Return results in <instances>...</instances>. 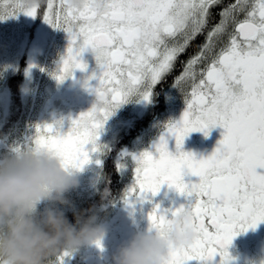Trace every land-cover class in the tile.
Segmentation results:
<instances>
[{
  "label": "snow or ice",
  "instance_id": "snow-or-ice-1",
  "mask_svg": "<svg viewBox=\"0 0 264 264\" xmlns=\"http://www.w3.org/2000/svg\"><path fill=\"white\" fill-rule=\"evenodd\" d=\"M221 3L80 0V7L73 8L68 0H61L59 10H53L52 0H48L44 22L65 31L69 39L62 67L57 68L63 74H52L53 78L62 82L75 70H86L82 54L90 49L100 71L98 76L96 72L88 76L83 86L99 97L103 107L93 105L81 113L71 121L67 133L60 131L59 122L38 125L30 147L52 153L66 166L81 170L90 163L91 153L106 149L97 141L114 109L131 97L150 102L155 86L172 71L192 41L208 29L212 10ZM24 7L25 15L38 16V2ZM218 15L219 21L207 31L205 42L177 78L178 83L192 81L181 120L166 126V133L175 137L177 154L168 151L161 135L155 145L158 157L149 151L133 156L134 183L124 193L125 203H134L143 201L147 193L155 195L167 184L192 198L187 206L161 212L157 204L148 213L149 227L159 231L183 211L192 216L196 239L187 248L170 250L166 264H212L216 256L219 264H230L227 249L233 238L264 222V174L257 172L264 168V0H233ZM9 17L13 16L0 20ZM225 36L226 43L216 52V42ZM92 80L98 83L93 86ZM217 126L224 129L222 139L207 158L197 159L181 151L190 133L207 136ZM123 167L117 163L118 170ZM185 170L199 177V182L185 183ZM68 255L59 257V264Z\"/></svg>",
  "mask_w": 264,
  "mask_h": 264
},
{
  "label": "flooded vegetation",
  "instance_id": "flooded-vegetation-1",
  "mask_svg": "<svg viewBox=\"0 0 264 264\" xmlns=\"http://www.w3.org/2000/svg\"><path fill=\"white\" fill-rule=\"evenodd\" d=\"M36 2L40 5L38 16L26 18L23 12L27 9L22 6L18 14L20 27L11 30L6 42L0 45V57L6 56L9 65L8 74L0 88L1 92L5 89L6 93L3 95L7 96L4 98L8 102L2 118L9 111L8 85L13 81L21 89L19 96L22 107L18 109V115L21 121L25 119L23 148L32 145L38 125L55 126L59 122L62 125L60 131L67 133L71 121L81 113L87 112L93 105L98 109L103 107L99 97L83 86L88 76L93 72L98 76L100 71L90 49L82 54V60L88 66L86 70H75L73 76L62 83L53 78L52 74H63L57 73V68L62 67L61 60L66 55L69 39L65 31L44 22L43 15L48 11V0H25L24 3ZM232 2L233 0H222L212 10L208 29L178 57L172 71L153 89L150 102H138L137 97H131L127 103L114 109L104 123L97 143L106 146V149L91 153L90 163L79 170V187L66 194L71 207H58L71 223L76 222L77 213L91 214L88 210H95L98 222L104 224L106 235L102 240V247L82 246L78 251L65 256L64 264H113L112 257L117 249L136 231L149 226L148 213L154 205L158 204L159 210L164 212L181 205L187 206L192 199L167 184L162 185L155 195L147 193L143 201L136 200L134 203L126 204L124 193L134 183L136 163L133 156L149 151L154 157H158L155 145L161 135L167 140L168 151L173 155L177 154L175 137L166 133V126L181 120L186 109L185 99L189 98L192 88L190 79L178 83L177 78L181 75L185 62L205 42L207 31L219 21L218 13ZM52 3L53 10H59L61 0H52ZM226 41L227 36L218 40L215 51L218 52ZM206 64L207 61L202 62L197 71ZM198 80L199 76L197 82ZM89 83L95 86L98 81L92 80ZM29 105L32 107L31 111L28 110ZM223 132L224 129L219 126L212 128L207 136L202 132H192L185 137L181 151L192 153L197 159L207 158L222 139ZM21 142L18 141L17 144ZM125 153L127 155H123ZM97 160L101 163L97 164ZM118 162L124 165L121 170L117 169ZM257 172L264 174V168H257ZM183 178L187 184L199 182V177L192 176L187 170ZM44 207L45 204L40 205L41 209ZM168 215L170 218V212ZM227 250L232 258L230 264H264V222L259 223L254 230L248 229L236 235ZM219 261L220 257L216 256L212 264H219ZM54 264H59V257L54 258ZM189 264L199 262L189 261Z\"/></svg>",
  "mask_w": 264,
  "mask_h": 264
},
{
  "label": "clouds",
  "instance_id": "clouds-1",
  "mask_svg": "<svg viewBox=\"0 0 264 264\" xmlns=\"http://www.w3.org/2000/svg\"><path fill=\"white\" fill-rule=\"evenodd\" d=\"M69 6L80 7V0H69ZM78 173L32 147L0 158V264H54V258L82 246L102 247L106 229L95 210L77 213L71 223L58 207H71L66 194L79 187ZM195 239L192 216L183 211L162 231L149 226L136 231L117 249L113 264H166L170 250L187 248Z\"/></svg>",
  "mask_w": 264,
  "mask_h": 264
},
{
  "label": "rangeland",
  "instance_id": "rangeland-1",
  "mask_svg": "<svg viewBox=\"0 0 264 264\" xmlns=\"http://www.w3.org/2000/svg\"><path fill=\"white\" fill-rule=\"evenodd\" d=\"M25 0H0V17H9L6 20H0V45L6 42L7 38L11 35V30H17L18 27H20L19 21H18V14L21 10V7L25 5ZM25 15V14H24ZM26 18H30V16L25 15ZM9 70V65L6 61V56L4 58L0 57V88L1 83H3V80L6 78ZM6 91L3 89V92H1L0 89V121L2 119V116L5 111V107L7 106V101L4 97H7L3 94H5ZM7 95V94H6ZM5 103V104H4ZM31 105V104H30ZM28 110H31V106ZM4 106V110H3ZM35 111V110H34ZM17 134L16 131L13 132L11 139L7 142H0V158H3L5 156L11 155L16 150H22L25 149L23 142L25 139H22L21 143L16 142Z\"/></svg>",
  "mask_w": 264,
  "mask_h": 264
},
{
  "label": "trees",
  "instance_id": "trees-1",
  "mask_svg": "<svg viewBox=\"0 0 264 264\" xmlns=\"http://www.w3.org/2000/svg\"><path fill=\"white\" fill-rule=\"evenodd\" d=\"M8 87L10 91L9 111L0 121V140H7L14 126L21 122V117L18 115V109L22 107L19 96L20 86L11 81Z\"/></svg>",
  "mask_w": 264,
  "mask_h": 264
}]
</instances>
